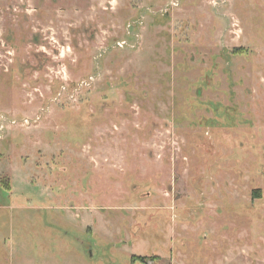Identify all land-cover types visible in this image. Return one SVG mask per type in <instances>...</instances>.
<instances>
[{"label":"rangeland","instance_id":"1","mask_svg":"<svg viewBox=\"0 0 264 264\" xmlns=\"http://www.w3.org/2000/svg\"><path fill=\"white\" fill-rule=\"evenodd\" d=\"M0 113V264H264V0H0Z\"/></svg>","mask_w":264,"mask_h":264},{"label":"built area","instance_id":"2","mask_svg":"<svg viewBox=\"0 0 264 264\" xmlns=\"http://www.w3.org/2000/svg\"><path fill=\"white\" fill-rule=\"evenodd\" d=\"M175 5H177V3L174 1H171L170 6H175ZM117 43L119 46H122L125 43V41H119ZM92 79L93 77L89 76L88 79L81 81L80 85H84V84L87 85ZM23 120H24V123L26 124L29 123L28 119L24 118ZM14 124H16L15 119H11L7 117L5 114L0 113V139L4 137L5 132Z\"/></svg>","mask_w":264,"mask_h":264}]
</instances>
